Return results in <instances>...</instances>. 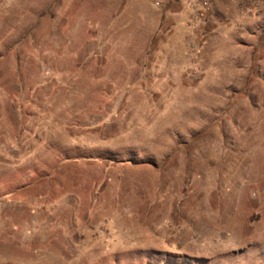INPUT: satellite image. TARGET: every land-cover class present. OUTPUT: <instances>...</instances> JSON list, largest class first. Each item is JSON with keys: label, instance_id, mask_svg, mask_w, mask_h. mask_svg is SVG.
I'll use <instances>...</instances> for the list:
<instances>
[{"label": "rangeland", "instance_id": "374dc122", "mask_svg": "<svg viewBox=\"0 0 264 264\" xmlns=\"http://www.w3.org/2000/svg\"><path fill=\"white\" fill-rule=\"evenodd\" d=\"M0 264H264V0H0Z\"/></svg>", "mask_w": 264, "mask_h": 264}, {"label": "trees", "instance_id": "16d2710c", "mask_svg": "<svg viewBox=\"0 0 264 264\" xmlns=\"http://www.w3.org/2000/svg\"><path fill=\"white\" fill-rule=\"evenodd\" d=\"M77 125H78V127H80V124H77ZM67 159H68V158H63V161H64V160H67Z\"/></svg>", "mask_w": 264, "mask_h": 264}]
</instances>
